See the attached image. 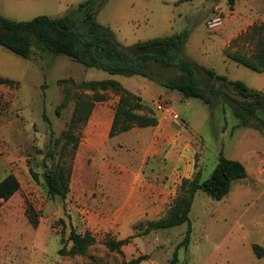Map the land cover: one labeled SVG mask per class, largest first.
I'll return each instance as SVG.
<instances>
[{
    "label": "rangeland",
    "instance_id": "374dc122",
    "mask_svg": "<svg viewBox=\"0 0 264 264\" xmlns=\"http://www.w3.org/2000/svg\"><path fill=\"white\" fill-rule=\"evenodd\" d=\"M84 1L9 0L8 4H2L0 15L13 21H28L37 16L56 18ZM93 11L96 21L108 26L123 46L187 31L184 46L187 57L264 94V75L219 55L224 33L228 39L232 38L225 49L248 55L254 50L253 41L244 34L248 35L252 26L264 23V0H237L232 10L227 0H93ZM216 13L222 16L223 26L209 31L206 22ZM34 52L30 59H24L0 47V76L14 81L11 86L0 85V181L12 173L20 183L15 193L0 195V264H19L30 256L34 264H126L137 258H143L140 264H168L185 236L187 224L145 236L139 235L141 227L134 230L140 223L133 227L132 234L80 230L72 222L70 210L72 206H80L75 199L76 186L73 191L69 189L64 200H50L46 194L45 167L53 169L60 162L63 134L71 121L73 102L56 111L64 89L71 90L73 96L92 97L75 85L100 80L124 84L130 78L85 68L64 56ZM157 88L170 95L171 109L178 114L183 127L182 141L189 144L188 180L196 176L199 182L207 179L220 155L239 161L247 171V177L233 182L228 195L220 201L200 191L195 193L189 214L190 243L186 250H177V264H264V132L257 127L236 128L238 120L230 105L220 98L210 110L199 99L181 101L177 91ZM149 108L155 116L164 115L156 111L154 104ZM81 125L78 123L72 129L77 138ZM124 138L130 142L118 158L143 160L134 152L136 140L129 135ZM48 150L53 156L47 157ZM74 153L69 145L61 163L72 168ZM30 170L37 175L36 181ZM183 180L186 179L180 180L178 194ZM28 207L38 222V238L32 247L21 244L27 242L23 235L27 236L29 231ZM14 229L23 234L22 239L6 243L2 230L11 233ZM71 229L93 239L84 256L59 254L62 249L66 254L72 246L68 239ZM123 239L128 242L117 250L106 247L107 242ZM253 245L262 248L261 258L253 251Z\"/></svg>",
    "mask_w": 264,
    "mask_h": 264
},
{
    "label": "trees",
    "instance_id": "16d2710c",
    "mask_svg": "<svg viewBox=\"0 0 264 264\" xmlns=\"http://www.w3.org/2000/svg\"><path fill=\"white\" fill-rule=\"evenodd\" d=\"M237 0H227L230 10ZM254 44V50L248 55L239 51L226 49L224 56L234 63L244 66L255 73L264 74V23L254 25L250 33L244 34ZM188 32L183 31L166 37H158L147 41H139L131 46L121 45L108 26L99 24L93 11V0H86L65 15L51 18L37 16L28 21H13L0 15V47L12 54L30 59L34 51L51 56H64L71 61L94 68L110 75L123 77L141 76L159 83L161 86L177 91L184 100L199 99L210 110L215 108V100L222 99L231 107L232 114L238 120L237 127H257L264 132V94L249 89L241 81H232L217 74L213 69L206 68L187 57L184 46ZM14 81L0 76V85L11 86ZM75 87L91 96H73L72 91L65 88L59 110L73 102L71 121L63 134L64 143L60 149V162L53 169L45 167L43 178L46 194L50 200H64L69 192L71 167L61 163L63 153L71 145L75 152L78 138L72 133L73 127L88 120L94 102L102 101L100 96L111 92L119 97L115 110L110 137L128 132L133 127H155L156 116L149 107L140 103V98L125 90L117 81L100 80L84 81ZM96 96V94H98ZM142 114H139V113ZM45 118V117H44ZM47 157L53 156L51 150ZM31 177L36 181L37 175L30 170ZM247 177V171L242 163L219 156L217 165L211 175L199 182V177L183 180L179 194L170 204L165 215L157 221L142 222L134 230L139 229V235L145 236L153 231L171 229L187 224L183 240L173 252L168 264H177V250L188 248L191 235L189 214L194 195L200 191L212 200L220 201L228 195L233 182ZM20 189V183L12 173L0 181V195L6 196ZM29 223L37 227L33 219L31 207L26 209ZM69 241L72 246L69 251L60 250V255L84 256L92 245L93 239L85 234H77L70 230ZM127 240L106 243L109 250H117L125 245ZM253 251L258 258L263 250L253 245ZM143 258H137L126 264H140Z\"/></svg>",
    "mask_w": 264,
    "mask_h": 264
},
{
    "label": "crops",
    "instance_id": "0c3cea01",
    "mask_svg": "<svg viewBox=\"0 0 264 264\" xmlns=\"http://www.w3.org/2000/svg\"><path fill=\"white\" fill-rule=\"evenodd\" d=\"M8 2L0 0V8ZM221 37L219 55L226 59L224 51L232 38L228 39L226 33ZM128 78L130 82L118 83L139 97L143 106L154 104L155 107L156 102L163 101L169 106V111L163 112L164 115L160 117L156 115L158 123L155 127H133L128 132L110 137L119 97L110 94L104 100L94 102L88 120L79 131L69 183L70 191H73L74 186L78 189L75 199L80 206H72L70 210L72 222L80 230L119 231L120 235L128 231L132 234L135 225L157 221L165 215L177 197L180 180L188 179L191 174L187 151L189 144L182 141L180 131L183 127L178 121V114L171 109L170 95L165 94L162 88H157L163 86L152 80L141 76ZM177 97L187 101L181 95ZM126 135L136 140L134 152L143 160L118 158L130 142L124 138ZM26 227L29 230L27 236L16 232L17 229L11 233L2 230L4 233L1 236L8 243L10 240L20 241L23 235L27 242L21 244L32 247L38 238L37 227H32L30 223ZM34 263L31 256L23 262L19 261V264Z\"/></svg>",
    "mask_w": 264,
    "mask_h": 264
},
{
    "label": "built area",
    "instance_id": "2783aa9c",
    "mask_svg": "<svg viewBox=\"0 0 264 264\" xmlns=\"http://www.w3.org/2000/svg\"><path fill=\"white\" fill-rule=\"evenodd\" d=\"M224 23V20L220 14H215L213 17H211L209 20L206 22V28L209 31H216L222 28ZM155 108L157 111L160 112H168L169 111V106L165 104L163 101H158L155 104Z\"/></svg>",
    "mask_w": 264,
    "mask_h": 264
}]
</instances>
